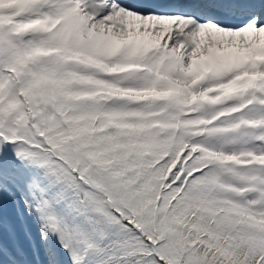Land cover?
<instances>
[{"label": "snow or ice", "instance_id": "1", "mask_svg": "<svg viewBox=\"0 0 264 264\" xmlns=\"http://www.w3.org/2000/svg\"><path fill=\"white\" fill-rule=\"evenodd\" d=\"M0 264H264V0H0Z\"/></svg>", "mask_w": 264, "mask_h": 264}]
</instances>
